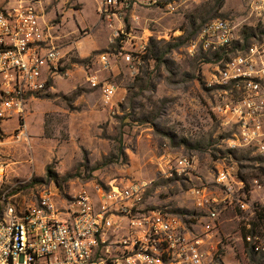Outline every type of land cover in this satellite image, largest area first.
<instances>
[{
  "label": "rangeland",
  "instance_id": "1",
  "mask_svg": "<svg viewBox=\"0 0 264 264\" xmlns=\"http://www.w3.org/2000/svg\"><path fill=\"white\" fill-rule=\"evenodd\" d=\"M215 1L167 0L159 6L128 9L121 16L126 33L151 34V42L166 49L178 44L179 38L186 40L166 51L162 62L149 58L137 67L114 55L121 47V38H113L120 23L102 22L95 0H0V11L36 6L49 25H56L52 33L68 52L60 71L48 77L52 87L27 96V109L35 99L48 106L38 141L15 144V132L11 140L0 131V165L7 171L1 191L31 203L44 189L72 200L83 186L152 182L147 208L187 214L195 221L199 213L187 192L211 182L216 166L225 161L264 207V160L231 147V132L221 127L213 111V92L206 86L216 66L208 63L213 54L192 48L201 27L218 18L238 25L242 39V32L252 28L255 36L249 42H264L260 33L264 20L251 15V0H223L220 8L212 10ZM125 48L130 49L127 44ZM106 52L111 54L108 67L100 62ZM92 75L116 84L110 104L103 102L100 89L91 87ZM164 155L195 157L201 181L158 178ZM219 222L212 264H250L235 211H223Z\"/></svg>",
  "mask_w": 264,
  "mask_h": 264
},
{
  "label": "built area",
  "instance_id": "2",
  "mask_svg": "<svg viewBox=\"0 0 264 264\" xmlns=\"http://www.w3.org/2000/svg\"><path fill=\"white\" fill-rule=\"evenodd\" d=\"M165 1L95 0L102 22L120 23L113 37L121 38L115 56L141 65L151 34L126 33L121 16L128 9L159 6ZM250 10L264 20V0H251ZM55 28L34 5L0 11V123L20 119L16 141L27 136L23 126L27 96L52 87L48 77L60 71L68 54L58 43L60 37L53 35ZM237 28L229 19L207 22L193 40V52L229 51L240 40ZM110 55L100 56L105 67ZM223 61L216 63L206 80L214 95L213 111L221 127L231 132V147L264 159V42L256 40L237 49L221 66ZM89 83L102 91L105 104L113 101L116 84L98 75L90 76ZM197 172L195 157L164 155L158 163L160 179L201 181ZM6 178V167L0 165V264H212L221 213L229 208L239 213L245 247L264 255V230H254L252 224L263 205L235 167L225 161L216 166L211 182L188 190L199 213L195 221L187 214L147 208L146 193L152 182L83 186L72 200L44 189L36 202L21 203L18 195L1 191Z\"/></svg>",
  "mask_w": 264,
  "mask_h": 264
},
{
  "label": "trees",
  "instance_id": "3",
  "mask_svg": "<svg viewBox=\"0 0 264 264\" xmlns=\"http://www.w3.org/2000/svg\"><path fill=\"white\" fill-rule=\"evenodd\" d=\"M222 4H223V0H216L214 5H213V7H212V10H214L216 8H220L222 6ZM252 30H253L252 28H247L246 30H244L242 32V36H243V39H244V45H240L241 43H243V39L241 38V35H240V40L237 41L230 48L229 51H221V52H218L216 54H213L212 55L213 56L212 59H208V63L209 62L217 63V62L222 61L223 59L226 61V60L229 59V52L235 50L237 47H238L237 49H245L246 47H248L251 44L249 42L250 38H253L255 36V33H253ZM260 33L264 34V31H261ZM178 41L179 42L176 45H169L168 49H166V47L165 48H159V46L155 45V43H152L150 41L149 46H148V52H150V55H149V57L145 56L144 60L150 58V59L162 62L164 53L166 51L174 50L176 46H179V45L183 44L186 40H183V38H179ZM50 85H51V83H50ZM259 160H264V159L259 158ZM235 213L238 216L239 213L237 211H235ZM254 219L255 220L252 222L254 230H257V231L258 230H264V207L263 206L259 207ZM246 251H247V254H248L247 256H248V258L250 260L249 261L250 264H264V255L256 254L255 252L250 250V248H247V246H246Z\"/></svg>",
  "mask_w": 264,
  "mask_h": 264
},
{
  "label": "crops",
  "instance_id": "4",
  "mask_svg": "<svg viewBox=\"0 0 264 264\" xmlns=\"http://www.w3.org/2000/svg\"><path fill=\"white\" fill-rule=\"evenodd\" d=\"M30 107L28 110V116L24 119V127L26 128V134L27 136L23 138L22 141H14L15 144H20L23 142L30 143V140H33V142L38 141V137L41 136L44 133L45 130V120H46V114L48 112V106L46 103H40V101H37L36 99L32 102H30ZM15 120V121H14ZM11 122H15L14 125H11ZM20 119L17 117H14L10 120H6L1 122L0 124V131L7 135L9 139H13V133L17 131V129L20 126ZM9 139H7L9 141ZM34 151L38 152V148L36 145L34 146Z\"/></svg>",
  "mask_w": 264,
  "mask_h": 264
}]
</instances>
